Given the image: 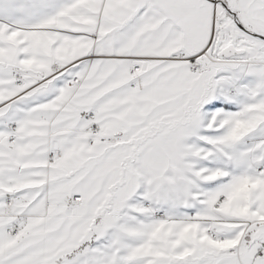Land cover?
<instances>
[{
	"label": "snow or ice",
	"instance_id": "snow-or-ice-1",
	"mask_svg": "<svg viewBox=\"0 0 264 264\" xmlns=\"http://www.w3.org/2000/svg\"><path fill=\"white\" fill-rule=\"evenodd\" d=\"M0 264H264V0H0Z\"/></svg>",
	"mask_w": 264,
	"mask_h": 264
}]
</instances>
